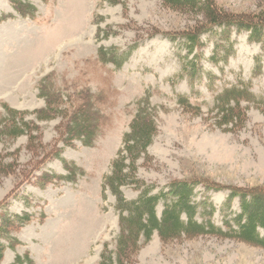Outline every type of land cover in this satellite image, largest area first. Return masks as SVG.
<instances>
[{"label":"rangeland","instance_id":"obj_1","mask_svg":"<svg viewBox=\"0 0 264 264\" xmlns=\"http://www.w3.org/2000/svg\"><path fill=\"white\" fill-rule=\"evenodd\" d=\"M205 2L228 15V27L199 32L207 28L203 13L168 0H0V18L6 15L0 20V120L7 104L38 126L35 140L29 135L0 140V212L32 217L12 233L21 243L8 247L0 264L27 252L35 264H101L103 248L116 249L119 213L115 196L103 185L145 99L157 133L137 162L139 186H122L123 195L134 200L148 186L157 194L187 182L194 186L196 220H211L223 232L238 227L239 195L264 193V28L263 41L257 42L239 25L251 21L264 0ZM192 32H199L196 52L204 71L216 74L214 83L181 75L186 50L179 36ZM226 38L234 53L226 64L215 65L212 51ZM102 49L131 52L117 68L100 59ZM240 77L250 82L253 94L240 102L245 123L220 128L215 97ZM180 96L189 104H181ZM47 99L52 109L39 119ZM81 106L96 123L92 145L64 140L72 113ZM59 149L80 169L73 181L55 177L68 174L56 157ZM164 204L157 205L158 217ZM259 231L264 236V229ZM133 260L264 264V247L215 232L168 239L155 232L148 242L141 238Z\"/></svg>","mask_w":264,"mask_h":264},{"label":"trees","instance_id":"obj_2","mask_svg":"<svg viewBox=\"0 0 264 264\" xmlns=\"http://www.w3.org/2000/svg\"><path fill=\"white\" fill-rule=\"evenodd\" d=\"M112 1L118 3L121 0ZM168 1L174 7L199 9L207 20V28L199 32L204 31L203 33H206L214 31V29L228 27V15L221 10L218 11L209 2L201 3L202 0ZM30 7L32 6L30 5ZM18 11L23 15L25 14L20 8H18ZM32 12H27L25 15H31ZM5 18L6 15L1 17L0 20ZM239 26L251 31V40L263 41L261 34L264 28V5L251 21L241 22ZM199 32L179 36L185 43L182 48L186 50V53L181 56L183 61L181 75L187 77L190 81L198 79L199 82H202L205 79L207 83H214L217 79L216 74L212 71H204V66L200 60L202 54L196 52L200 42L199 37H197L200 36L198 35ZM216 44L210 56V61L215 65L219 61L226 64L229 57L234 53V43L226 38ZM262 47L264 48V42H262ZM133 49L134 47L131 48V50ZM131 50L119 53L117 50L108 52L102 49L99 57L101 60L111 62L117 68H120L129 57ZM259 62L260 57H257V68L260 67ZM210 87L213 88V86ZM251 96L253 94L250 82L243 81L241 77L237 84L231 87H223L221 92L216 95L214 105L219 119V127L232 130L239 125L240 127L243 126L246 112L240 107V102L249 99ZM179 101L183 105L189 104L188 98L184 96H180ZM46 102L47 107L41 111V114H46V116H39V119H47V113L52 109L53 102L48 99ZM3 106L7 116L0 120V140L3 138L16 139L22 135H29L31 140L37 139V135H34L33 131L38 130V126H31L32 123L25 120L26 112L13 109L7 104ZM148 106V99L139 103L138 111L130 124V130L123 136V148L119 150L117 158L113 160L110 174L105 176L103 186L105 189H109L116 199L115 207L119 213L120 232L114 251L108 250L107 245L103 248L101 264H134L133 256L140 248L141 238H144V242H148L155 232L163 239L175 238L183 234L215 232L223 235H233L264 247V236L259 231V229H264V193L244 192L239 195L241 197V212L235 217L238 227L230 230L231 232H223L211 220L208 222L196 220L198 203L193 200L194 186L187 182L169 185L167 191H160L157 194L152 193L154 191L153 186H148L142 190L138 198L127 200L121 187L128 183H136L139 186L140 181L136 179L137 162L144 155H147V149L157 133L154 116L149 112ZM90 113V110H86L82 106L74 110L64 133V140L67 144L72 143V139H80L84 145H92L93 139L96 137L97 127ZM55 153L65 169L68 170V174H55V177L73 181L80 169L61 156L60 149ZM47 175L43 174L42 176L46 177ZM161 200L165 202L164 210L161 217H158L157 205ZM213 211L214 209L211 208V212ZM183 215L186 219L182 217ZM31 218V214L26 212L11 215L7 210L0 212V261L8 247L15 249L21 243L12 233L29 223ZM11 264L35 263L27 252L24 255H17Z\"/></svg>","mask_w":264,"mask_h":264},{"label":"bare ground","instance_id":"obj_3","mask_svg":"<svg viewBox=\"0 0 264 264\" xmlns=\"http://www.w3.org/2000/svg\"><path fill=\"white\" fill-rule=\"evenodd\" d=\"M17 106V105H16Z\"/></svg>","mask_w":264,"mask_h":264}]
</instances>
